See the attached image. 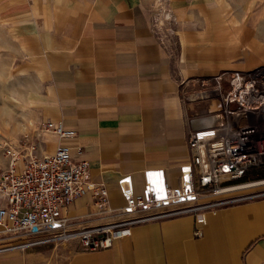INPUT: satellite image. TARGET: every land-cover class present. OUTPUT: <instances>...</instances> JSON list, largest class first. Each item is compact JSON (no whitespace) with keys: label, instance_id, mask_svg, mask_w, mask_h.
<instances>
[{"label":"crops","instance_id":"obj_1","mask_svg":"<svg viewBox=\"0 0 264 264\" xmlns=\"http://www.w3.org/2000/svg\"><path fill=\"white\" fill-rule=\"evenodd\" d=\"M0 35L41 126L27 145L41 157L66 143L116 209L144 170L172 188L197 172L191 121L228 103L189 80L264 68V0H0ZM60 213L71 230L126 217L99 212L89 190ZM23 237L0 225V264H264V197L140 223L95 251L76 238L19 248Z\"/></svg>","mask_w":264,"mask_h":264},{"label":"built area","instance_id":"obj_2","mask_svg":"<svg viewBox=\"0 0 264 264\" xmlns=\"http://www.w3.org/2000/svg\"><path fill=\"white\" fill-rule=\"evenodd\" d=\"M189 81L193 87H217L228 103L220 111L221 123L187 133V145L193 150L191 164L197 172L188 166L181 184L172 188L163 182L161 170H144L140 195L134 196L127 183L122 185L123 207L108 206L106 187L87 180V161L73 160L66 143L57 144L51 154L41 157L33 154L34 144L15 147L4 143L8 163L0 167V225L24 236L17 247L76 238L84 251L107 249L140 223L203 211L215 213L227 205L264 197V183L231 189L247 184L252 171L264 170V68ZM46 127L60 138L74 134L57 123L48 122ZM76 153L81 154V149ZM261 178L253 179L264 181ZM254 187L256 190L250 189ZM85 190L92 193L99 212L126 217L69 229L60 210H66ZM194 235L201 232L195 230Z\"/></svg>","mask_w":264,"mask_h":264},{"label":"rangeland","instance_id":"obj_3","mask_svg":"<svg viewBox=\"0 0 264 264\" xmlns=\"http://www.w3.org/2000/svg\"><path fill=\"white\" fill-rule=\"evenodd\" d=\"M25 90L26 87L23 82L13 77L11 47L0 35L1 168H5L8 163V158L3 153L4 143L22 147L27 143L38 142V133L41 126L37 122L35 110L29 107ZM260 174H264V170L252 171L248 181L258 180L253 178ZM250 189L256 190V187Z\"/></svg>","mask_w":264,"mask_h":264},{"label":"water","instance_id":"obj_4","mask_svg":"<svg viewBox=\"0 0 264 264\" xmlns=\"http://www.w3.org/2000/svg\"><path fill=\"white\" fill-rule=\"evenodd\" d=\"M222 114L220 112L212 113L208 116L200 117L193 119L191 121V126L193 129H203V128H209L215 126L217 123H221L222 120Z\"/></svg>","mask_w":264,"mask_h":264},{"label":"bare ground","instance_id":"obj_5","mask_svg":"<svg viewBox=\"0 0 264 264\" xmlns=\"http://www.w3.org/2000/svg\"><path fill=\"white\" fill-rule=\"evenodd\" d=\"M259 183H264V181H260V182L250 181V182H247V184H244V185H239V186H236V187H231V189H236V188H240V187L254 186V185H257Z\"/></svg>","mask_w":264,"mask_h":264},{"label":"trees","instance_id":"obj_6","mask_svg":"<svg viewBox=\"0 0 264 264\" xmlns=\"http://www.w3.org/2000/svg\"><path fill=\"white\" fill-rule=\"evenodd\" d=\"M263 176H264V174H260V175L255 176L254 178H261Z\"/></svg>","mask_w":264,"mask_h":264}]
</instances>
